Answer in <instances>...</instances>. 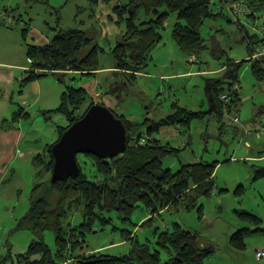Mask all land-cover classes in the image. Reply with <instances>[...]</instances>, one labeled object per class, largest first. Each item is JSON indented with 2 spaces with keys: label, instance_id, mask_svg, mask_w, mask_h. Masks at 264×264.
<instances>
[{
  "label": "rangeland",
  "instance_id": "obj_1",
  "mask_svg": "<svg viewBox=\"0 0 264 264\" xmlns=\"http://www.w3.org/2000/svg\"><path fill=\"white\" fill-rule=\"evenodd\" d=\"M114 2L31 0L29 3L28 0H0V90L8 86V94L13 96L12 104L8 105L4 93H0V117L3 112L7 119L4 129L14 127L24 134L13 152L18 159L3 172L0 164V258L7 259L5 264H13L19 254L26 252L32 241L38 240L28 231H15L17 223L30 207L31 190L37 184L36 173L43 168L42 164L34 165L31 159L45 154L46 145L58 140L57 127L67 124L62 115L44 114L47 110L38 109L32 97L18 98L20 94L17 92L21 89L18 81L14 80V73L20 75L22 70L18 72L15 68L26 66L27 43L42 45L44 40H51L56 30L80 29L90 33L94 42L104 50L98 55L99 70L93 75L67 74L63 76L64 84L85 88L89 97L96 93H107L104 98L100 96L96 99L133 123H141L148 116L153 121L165 118L173 112L175 102L179 107L191 111L209 113L207 92L210 83L223 80L226 67L230 64L243 62L238 70L241 90L239 107L227 113L224 111L220 120H215L216 115L211 117L210 113L202 121L194 120L182 135L175 127L162 130H167V136L162 131L154 135L163 144L169 143L180 149L177 156L164 159V169L176 173L182 164L194 161L215 163V188L212 194L198 198L196 207L189 211L179 206L178 211L172 208L152 217L139 204L129 222L121 220L116 213L106 215L111 223L104 226L103 231L86 234L82 251H101L111 256L127 255L137 237L140 245L146 246L151 253L160 250L161 261L165 262L168 256L156 244L157 235L166 229L172 230L176 223L183 230L198 233L201 249L212 250L204 264H264V260L255 258L256 251L264 250V231L248 234L244 239L246 247L242 251L233 248L229 241L239 230H255L258 227L257 224L242 220L237 213L248 212L259 217L262 220L260 228L264 230V176L256 177L264 169V158L260 159L264 157V80H258L253 75L251 65L246 61L249 50L242 33L237 25L229 23L224 17L205 20L202 36L206 40V49L193 62L172 39L171 30L176 23V16L170 15L161 32L162 39L152 50L146 69L133 84L123 87L118 84L120 81L114 79L111 70H106L114 65L110 50L126 33V25L116 23ZM247 19L250 21L244 19L242 26L250 36L260 37L261 33L255 27H264V5L256 13L255 19ZM142 20H145L143 16ZM24 30L28 33L26 40H23ZM87 51L88 48L81 50L77 58H83ZM223 67L224 71H220ZM167 75L175 77L161 80L162 76ZM36 83L43 94L42 102L47 85H61L64 91V85L54 76L39 79ZM222 87L225 84L220 83ZM24 102L30 108H26ZM88 102L84 104L85 108ZM19 108L27 110L29 118L14 121ZM229 117H238L239 120L232 123V120L227 119ZM144 132L143 128L135 130L136 135ZM27 156L31 157L25 161ZM245 157L250 159L246 160ZM22 158L25 160H20ZM77 161L83 172L90 175V161L84 155H79ZM46 178H49V174L43 176V179ZM110 186L114 187V183H110ZM78 211L80 207L68 213L64 224L77 225L81 221ZM149 219L154 220L152 226L148 224L141 227ZM123 230L132 232L130 239L123 238ZM42 240L54 255L53 233L44 232Z\"/></svg>",
  "mask_w": 264,
  "mask_h": 264
},
{
  "label": "trees",
  "instance_id": "obj_2",
  "mask_svg": "<svg viewBox=\"0 0 264 264\" xmlns=\"http://www.w3.org/2000/svg\"><path fill=\"white\" fill-rule=\"evenodd\" d=\"M112 1H115L113 13L117 16L116 23L126 25V33L110 50L114 60L112 75L123 87L133 84L137 76L146 69L152 50L162 39L161 32L170 15L176 16V23L171 30L172 39L183 54L196 62L206 49V40L202 36L205 20L224 17L229 23L237 25L226 13L218 9L219 4L239 2L255 13L264 5V0H103L107 4ZM28 2L31 3V0ZM142 16L145 20H142ZM237 27L242 33V39L247 43L249 57L246 61L250 63L253 75L258 80H264L261 64L250 61L251 46L256 44L259 37L250 36L241 25ZM27 34V30H24L23 40H26ZM85 48H88L87 53L78 59V54ZM100 52L104 50L94 42L93 36L80 29H59L45 45H26V57L31 67L25 73L20 86L23 88L48 76L56 77L59 83L64 85L58 107L43 112L59 114L66 119L65 126L57 127L58 139L68 127L83 117L92 105L97 103L105 106L96 98H104L107 93L89 97L85 88H74L63 82V76L69 72L81 75L95 74L99 70ZM242 63H232L226 67V80L212 82L215 120H220L225 108L230 112L240 105L238 70ZM220 83H226L227 87L220 88ZM226 93L230 96L227 104L219 99ZM87 102L85 108L84 104ZM172 108L173 112L165 118L158 121L145 119L141 123L128 121L125 116L118 115L115 109L109 108L125 126L128 146L124 154L111 160L84 155L92 166L90 175L84 173L78 164L80 173L77 178L69 179L66 183H49L53 167L51 148L58 140L46 145L45 154L34 156L33 164H42L43 168L36 173L37 184L31 190L30 207L17 223L15 231H28L38 240L32 241L26 252L19 254L13 264H64L67 261H70L68 264H204L212 250L201 249L198 245V233L183 230L176 223L173 224L172 230L166 229L157 235L156 244L168 256L165 262L161 261L160 250L151 253L146 246L140 245L137 237L127 255L111 256L101 251H82L86 234L103 231L104 226L111 223V219L106 218V215L116 213L121 220L129 222L132 212L139 204L141 208H146L152 217L172 208L178 211L179 206L189 211L196 207L198 198L209 197L214 191L215 163L199 161L182 164L176 173L164 169V159L177 156L180 149L169 143L163 144L155 139L154 135L169 127H175L182 135L190 128L192 121H202L209 114L179 107L176 102ZM27 118L29 114L19 109L13 120L18 122ZM140 128L145 132L136 135L135 130ZM259 173L261 175L256 177L264 176V169ZM47 174L49 178L43 179ZM110 183H114V187L110 186ZM79 207L81 221L75 226L68 222L64 224L68 213ZM198 212L201 216V208ZM237 214L242 220L258 225L255 230L242 229L231 236V246L242 251L246 247L244 239L248 234L261 233L264 230L260 228L262 220L259 217L248 212ZM151 221H144L141 227L148 224L152 226L154 220ZM44 232H52L54 235V255L42 240ZM121 232L125 240L130 239L131 231ZM6 261L7 259L0 258V264H5Z\"/></svg>",
  "mask_w": 264,
  "mask_h": 264
},
{
  "label": "water",
  "instance_id": "obj_3",
  "mask_svg": "<svg viewBox=\"0 0 264 264\" xmlns=\"http://www.w3.org/2000/svg\"><path fill=\"white\" fill-rule=\"evenodd\" d=\"M127 131L121 119L109 108L92 105L86 113L68 127L51 148L53 167L49 179L66 183L80 173L79 155H93L102 160H111L126 152Z\"/></svg>",
  "mask_w": 264,
  "mask_h": 264
},
{
  "label": "crops",
  "instance_id": "obj_4",
  "mask_svg": "<svg viewBox=\"0 0 264 264\" xmlns=\"http://www.w3.org/2000/svg\"><path fill=\"white\" fill-rule=\"evenodd\" d=\"M48 42H49V39H46V40H44V44H42V45H45ZM27 44L28 45H34V44H30V43H27ZM35 46H39V45H35ZM25 48H26V46H25ZM25 56H26V49H25ZM191 60L194 61L195 59L191 58ZM30 67H31V63L26 57V66H23L22 68H20V66H16V68H15L18 72H20V69L22 70V74H20V75H18L19 73L18 74L14 73V75H15L14 76V80L18 81L19 87L21 89L20 92H17L18 94H20L18 98L21 99L23 97H25V98L32 97L33 104H35L38 109L47 110V111L56 109L58 107V105H59V102H60L61 93L63 92L62 89H61V85H60V87H55V85L53 83H52V85H47L48 88L45 91V100L43 102H42L43 94H42V91L40 90L39 86L36 83L37 81L31 83L32 85L29 84V85H27V86H25L23 88L20 86L21 80L26 76L25 73L30 70ZM224 69H225V67H223L222 70L220 69V71H224ZM106 70H111L110 73H112V68H109V69H106ZM68 74L69 75H77L78 73L69 72ZM187 74H189V72ZM16 75H18V76H16ZM176 76H178V75H176ZM174 77H175V75L162 76L161 80L162 79L163 80L172 79ZM213 86H214V83H210L209 88H208V92H207V98H208L209 106H210L209 113H210L211 117H213L214 114H215V112H214L215 106L213 105L214 101H213V98H212V87ZM225 87H227L226 83H225ZM4 89L2 91L0 90V93L1 92L4 93L3 95H5V98H6L5 100L7 101L8 105L12 104L13 96L8 94L9 93L8 86L5 87ZM26 89H27V91H26ZM24 92H25V94H24ZM99 95L100 94L96 93L94 96H99ZM118 98H119V96H118ZM1 99L2 98L0 97V100ZM23 105L26 108H30V105L27 102H24ZM33 107H35V106H33ZM19 109H22L23 113L28 114L27 110H24L23 108H19ZM39 111H41V110H39ZM1 114H2V117H0V164H2V166H3L2 167V172H3L4 170H6L9 167H11V165L14 164V162L18 159L16 157V154H14L13 152H14V148L17 147V145L23 139L24 134L21 132L20 129H16L14 127L7 126V127H10V128L4 129V127H6L5 126L6 125L5 122H6L7 119L5 118V115H4L3 112H1ZM259 115H261V113H259ZM147 119L151 120L150 116H148ZM211 119H214V118H211ZM126 120L131 121L128 118H126ZM165 131H162V133H163L164 136H167L168 132H167V130H165ZM154 138L159 140V141H161L159 139V137L158 138L154 137ZM30 157L31 156H27L26 160L24 158H22L20 160L27 161ZM263 158L264 157H261L260 159H263ZM245 159L247 160V159H250V158L249 157H245ZM198 162L199 161H194V162H191V163H188V164L198 163Z\"/></svg>",
  "mask_w": 264,
  "mask_h": 264
},
{
  "label": "built area",
  "instance_id": "obj_5",
  "mask_svg": "<svg viewBox=\"0 0 264 264\" xmlns=\"http://www.w3.org/2000/svg\"><path fill=\"white\" fill-rule=\"evenodd\" d=\"M218 9H220L221 11H223L224 13H226L229 18L231 19V21H233L234 23H236L237 25H241L244 24V19H246L247 21H250L247 18H250L251 20L255 19V12H250L248 10V8L246 7V5L239 3V2H235V3H221L218 5ZM258 32L261 33V36L258 38L257 42L255 45L251 46V51H252V55L250 57V61L251 62H256L258 64H261L262 67V73H263V77H264V27L258 29L257 27H255ZM220 101H222L223 103H228L230 101V96L228 95V93L223 94L220 96ZM225 111V113H227L226 108L223 110ZM229 121H231L232 123H237L238 122V117L231 119L230 117L227 118ZM255 257L256 259H261L264 258V251H256L255 253ZM70 263V261H67V263L64 264H68Z\"/></svg>",
  "mask_w": 264,
  "mask_h": 264
}]
</instances>
